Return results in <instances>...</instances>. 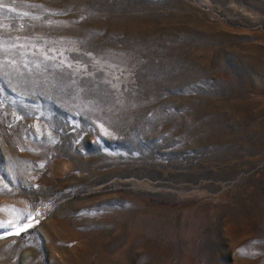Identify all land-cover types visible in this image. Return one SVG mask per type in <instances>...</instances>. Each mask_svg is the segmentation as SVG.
<instances>
[{"label":"rangeland","instance_id":"1","mask_svg":"<svg viewBox=\"0 0 264 264\" xmlns=\"http://www.w3.org/2000/svg\"><path fill=\"white\" fill-rule=\"evenodd\" d=\"M0 222V264H264V0H0Z\"/></svg>","mask_w":264,"mask_h":264},{"label":"snow or ice","instance_id":"2","mask_svg":"<svg viewBox=\"0 0 264 264\" xmlns=\"http://www.w3.org/2000/svg\"><path fill=\"white\" fill-rule=\"evenodd\" d=\"M8 223H11V222H8ZM0 227H5V225L2 222H0ZM28 227H31V225L30 224H26L23 227L16 228V233L15 234L18 235L20 232L25 231V229L28 228ZM5 234H10V233H7V231H5Z\"/></svg>","mask_w":264,"mask_h":264}]
</instances>
